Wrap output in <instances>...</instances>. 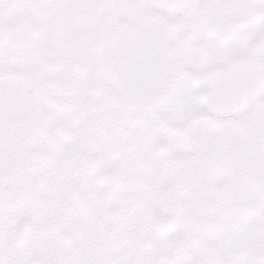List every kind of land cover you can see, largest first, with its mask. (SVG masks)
<instances>
[{
	"label": "snow or ice",
	"instance_id": "1",
	"mask_svg": "<svg viewBox=\"0 0 264 264\" xmlns=\"http://www.w3.org/2000/svg\"><path fill=\"white\" fill-rule=\"evenodd\" d=\"M0 264H264V0H0Z\"/></svg>",
	"mask_w": 264,
	"mask_h": 264
}]
</instances>
